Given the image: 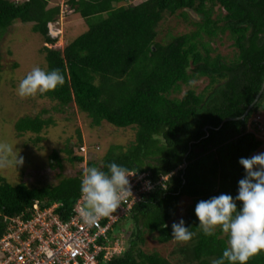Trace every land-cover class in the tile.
Masks as SVG:
<instances>
[{"label": "trees", "instance_id": "trees-1", "mask_svg": "<svg viewBox=\"0 0 264 264\" xmlns=\"http://www.w3.org/2000/svg\"><path fill=\"white\" fill-rule=\"evenodd\" d=\"M50 1L0 0V34L15 21L30 23L45 62L39 96L60 108L73 104L94 126L131 127L134 139L109 147L99 161L87 160L83 170L77 132V143L67 140L60 150L77 170L71 177L58 174L54 185L12 184L0 175V237L4 218L25 215L34 202L58 203L55 213L65 222L84 193L96 205L114 195L118 174L147 172L154 182L167 176L164 187L142 195L112 224L108 237L120 242L122 231L114 230L131 227L124 250L105 264H264V189L249 170L262 145L253 119L264 90L243 120L227 121L203 138L204 127L240 117L261 90L264 0H64L61 8ZM216 6L224 13L213 18ZM72 13L85 32L54 48L49 25ZM190 13L199 21H188ZM174 15L194 31L157 41L160 23ZM226 32L235 54L212 56L202 35L210 41ZM200 78L208 80L201 92L188 88L179 97L183 85ZM52 124L40 113L19 118L14 129L39 136ZM50 162L62 168L57 152ZM182 199L189 203L176 219ZM225 229L230 234L222 237ZM147 239L172 246L164 255L144 252Z\"/></svg>", "mask_w": 264, "mask_h": 264}, {"label": "rangeland", "instance_id": "rangeland-1", "mask_svg": "<svg viewBox=\"0 0 264 264\" xmlns=\"http://www.w3.org/2000/svg\"><path fill=\"white\" fill-rule=\"evenodd\" d=\"M140 1L142 0H134L132 4ZM63 2L64 0H51L48 6L61 8ZM218 12L223 15L224 10H219L216 6L213 18ZM188 21L197 22L199 19L190 13ZM188 21L176 15L165 16L158 28L157 41L165 44L174 36L194 31L195 27L188 24ZM30 28V23L15 21L0 34V175L12 184L23 182L33 187L56 184L58 174L61 177H71L75 174L77 166L67 162L60 150L65 147L67 140H70V145L77 143V132L81 137L82 149L78 152L74 148L73 152L77 151L83 157L84 160L79 166L84 170L87 160L99 161L109 147L116 145L127 147L131 144L134 139V129L116 128L107 122L94 126L90 118L79 112L73 104L60 108L56 102L40 97L41 73L45 69V62L40 53L41 39L37 34L32 33ZM85 30L84 21L75 13L65 14L48 28L49 34L56 38L53 47L59 49ZM202 36L204 41L209 42L213 50L212 56L218 54L229 59L235 54L232 40L227 32L219 34L210 41L205 35ZM207 83L206 78H200L189 86L183 85L179 97L188 88L199 93ZM40 113L43 118H51L53 124L44 129L39 136L29 133L16 134L14 124L19 118ZM258 115L253 121L259 124L260 134L257 137L262 140V145L251 155L249 170L264 189V108L258 110ZM53 152L58 153L61 169L50 165V156ZM188 203L187 199L180 201L176 219L183 214ZM204 224L207 227L208 221ZM130 227V224L127 226L124 224L114 230V233L122 231V240L119 241L120 246L123 245L122 248H125L127 230ZM227 234H230V230L225 229L222 237ZM171 246L172 242L159 245L147 239L142 249L144 252L155 250L164 255ZM229 246L233 248L232 245Z\"/></svg>", "mask_w": 264, "mask_h": 264}, {"label": "built area", "instance_id": "built-area-1", "mask_svg": "<svg viewBox=\"0 0 264 264\" xmlns=\"http://www.w3.org/2000/svg\"><path fill=\"white\" fill-rule=\"evenodd\" d=\"M116 179L118 188L111 198L95 205L84 193L65 222L55 213L58 203L42 207L34 202L25 215L5 217L0 264H105L121 253L120 242L108 237L112 224L142 195L156 186L164 187L167 176L154 182L147 172L130 171Z\"/></svg>", "mask_w": 264, "mask_h": 264}, {"label": "water", "instance_id": "water-1", "mask_svg": "<svg viewBox=\"0 0 264 264\" xmlns=\"http://www.w3.org/2000/svg\"><path fill=\"white\" fill-rule=\"evenodd\" d=\"M263 90H264V80H263V83H262V87H261L260 92H259L258 95L255 97L254 101H253V102L247 107V109L245 110V112L243 113V115H241V116L238 117V118L224 119L223 121H221V123H220V124L218 125V127H216V128H213V127H211V126H206V127H204L203 131H204L205 135H204L203 138L208 137V135H209V132H208V131H209V130L219 129V128H221V126H222L225 122H227V121H232V120H243V119L245 118V116L247 115V113L252 109V107H253V106L256 104V102L258 101V99H259L261 93L263 92ZM262 108H264V102H263V104H262ZM195 143H197V141H192V142L188 145V151H187V153H189L190 150H191V144H195ZM187 153H186L185 156L183 157V165H184V166L186 165V156H187Z\"/></svg>", "mask_w": 264, "mask_h": 264}, {"label": "clouds", "instance_id": "clouds-1", "mask_svg": "<svg viewBox=\"0 0 264 264\" xmlns=\"http://www.w3.org/2000/svg\"><path fill=\"white\" fill-rule=\"evenodd\" d=\"M80 148H81V147H80ZM122 246H123V245H122ZM123 250H124V249H123ZM123 250H122V251H123Z\"/></svg>", "mask_w": 264, "mask_h": 264}]
</instances>
